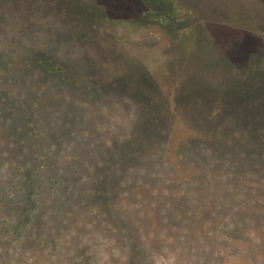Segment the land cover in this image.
Instances as JSON below:
<instances>
[{"label": "rangeland", "instance_id": "1", "mask_svg": "<svg viewBox=\"0 0 264 264\" xmlns=\"http://www.w3.org/2000/svg\"><path fill=\"white\" fill-rule=\"evenodd\" d=\"M237 2L264 21V0H0V93L43 121V145L23 155L16 119L1 120L0 185L37 153L80 184L77 200L110 193L153 225V264H184V245L252 264L241 255L264 253V41L237 25ZM77 200L64 210L86 208ZM98 226L96 263L119 264L125 250Z\"/></svg>", "mask_w": 264, "mask_h": 264}, {"label": "trees", "instance_id": "2", "mask_svg": "<svg viewBox=\"0 0 264 264\" xmlns=\"http://www.w3.org/2000/svg\"><path fill=\"white\" fill-rule=\"evenodd\" d=\"M248 4V2L247 5L245 2H237L235 5L241 10L237 11L240 14L237 25L243 29L242 31L246 30L247 25H252L254 29L260 31L259 33H262V41H264V21L253 16L252 11L256 7ZM175 8L182 10L184 7L177 5ZM195 16L199 20H204L205 25L213 23L227 25L226 22H229L228 15L221 13L219 17H215L216 20L209 15L203 16L196 13ZM1 82H5V85L9 84V80L4 78V72L0 67ZM0 101V122L1 120L10 122L15 118L16 129L10 127L18 132V135L24 136L26 140L30 138L32 142L31 148L28 149L29 146L23 137L21 145L22 149H26V151L23 150V155L34 154L31 149L36 150L37 146L43 145L38 139L43 133L41 128L43 121H40L32 109L25 110L23 103L14 102L6 91L0 93ZM4 102H9L12 110L10 107L7 111L3 109ZM9 147L12 148L11 145ZM30 159L29 163L14 159L16 162L12 165L15 171L11 173L5 185H0V264H97L98 250L102 242L100 231L96 230L99 224L100 227L115 233V241L122 245V250H125V254L119 252L118 259L121 261L119 264H153V255L148 251L151 241L146 238L147 234L154 233L153 225L149 230L147 228V230H142L141 222L137 221L134 216L125 215V212L113 202L114 198L108 192L106 194L108 199L104 198L105 194H102L103 197L96 200L98 205L93 204L97 196L91 198V201L86 198L81 201L77 200V196H80L78 195L80 184L75 183L73 177L58 171L54 163L50 171L46 158H44V164H38L37 153L33 157L30 156ZM59 188L60 192L57 191ZM89 194L93 195L92 192H87V195ZM75 199L79 207L86 208L79 210L71 206L65 211L63 205ZM186 199L187 197H184L180 200L185 202ZM167 206L170 207L171 216L172 214L179 215L176 212L181 210L180 207H172L171 204ZM90 210L95 218L92 223L86 221L88 220L86 214ZM163 214L166 216L167 212L164 211ZM140 215H143L142 210ZM100 217L101 222H99ZM171 218L174 219V216ZM188 222L184 224L189 226ZM192 226L194 227L195 224ZM239 226L242 225L238 224ZM244 229V227L239 228V230ZM164 231L169 232V229H164ZM197 232L200 233V230ZM185 233H188V230ZM73 238H76L77 244H74ZM203 242L201 240V243ZM258 242L259 239L256 243ZM189 248L184 245L177 249L183 255L184 264L188 262L190 264H221L218 261V253L207 252L208 248L204 250L200 248L198 251H196L197 247L192 251ZM190 251L191 254L194 252V255H189ZM241 257L244 260L247 258L252 264L259 261L264 263V253L261 255V252H255L254 248L244 250ZM114 261L111 264H116ZM226 261L228 264L234 262L230 258Z\"/></svg>", "mask_w": 264, "mask_h": 264}]
</instances>
